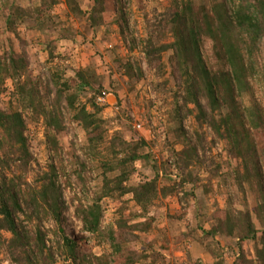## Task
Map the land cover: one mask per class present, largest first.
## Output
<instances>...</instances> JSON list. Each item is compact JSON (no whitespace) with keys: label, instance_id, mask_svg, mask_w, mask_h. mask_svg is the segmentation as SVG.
<instances>
[{"label":"trees","instance_id":"1","mask_svg":"<svg viewBox=\"0 0 264 264\" xmlns=\"http://www.w3.org/2000/svg\"><path fill=\"white\" fill-rule=\"evenodd\" d=\"M59 1L0 0V43L1 38L9 42L8 49L0 50V93L8 98L7 108H0V257L8 264H55L54 250L45 245V237L52 232L41 229L53 220L57 228L53 233L60 235L56 252L71 264L159 263L161 249L167 250L169 239L159 233V247L145 239L155 228L151 211L171 197L189 204L199 187V172L207 154L216 144L224 143L235 166L222 162L232 170L227 175L233 180L223 177L219 185L236 188L244 203L235 206L230 198L224 208L216 207L208 215L198 213L197 217L210 223L203 238L197 237L194 228L180 238L171 232V238L192 244L193 249L187 252L190 259L201 252L212 257L211 264H227L220 245L216 243L215 250L204 245L207 237H221L233 240L236 248L231 264H264V105L258 95H264V0H169V7L158 17L143 14L145 36L141 39L127 33L129 21L121 0H89L87 11H83V0H64L67 16L85 21L94 34L102 31L104 42L117 26L121 38L130 43V53L140 51L142 60L134 61L131 56L122 59L112 48L107 50L115 68L110 75L98 74L96 65L72 69L73 74L67 75L63 62H55L60 59L55 55L57 43L82 35L52 14ZM136 1L143 11L145 1L160 0ZM25 28L46 35L42 52L47 55L48 78L42 72L33 76L30 70L28 53L21 47L26 43L22 36ZM142 61L153 71L154 92H173L177 125L166 141L172 166L169 161H156L149 154L150 144L136 131L130 130L128 139L125 132L108 138V121L102 117L108 106L99 100L111 94L119 103L117 94L122 88L136 93V85L144 79ZM171 84L174 89L168 88ZM67 115L84 133L80 148L85 160L78 164L74 152L68 154L79 165L75 169L78 179L84 184L82 175L91 167L98 174L94 196L84 203L77 199L74 217L84 232L96 238L97 247H107L108 252L99 256L81 253V245L63 235L62 213L68 206L59 184L61 174L66 178L62 167L32 168L29 125L42 124L49 151L58 154ZM188 118L195 125L191 135L182 126ZM177 144L182 147L179 151ZM137 162L152 175L138 172ZM220 170L218 162L209 176L219 177ZM30 173L34 175L32 183L27 181ZM204 191L209 192L206 186ZM127 196L134 203L133 211L127 207L129 200L121 202ZM104 200L121 203L118 217L106 228L102 227ZM183 216L167 214L166 218L171 227H179ZM137 242L141 252L133 245ZM82 244L84 251L92 248ZM246 245L252 246V252L245 250Z\"/></svg>","mask_w":264,"mask_h":264},{"label":"rangeland","instance_id":"2","mask_svg":"<svg viewBox=\"0 0 264 264\" xmlns=\"http://www.w3.org/2000/svg\"><path fill=\"white\" fill-rule=\"evenodd\" d=\"M89 0H83V11L88 10ZM121 3L126 12L127 19L129 21V31L127 32L134 34L138 38H143L145 36L144 32V21L143 14L149 13L150 16H159L163 11L169 7V0L160 1H145V9L143 11L139 10V4L136 0H121ZM21 5H27V3L19 2ZM66 7L64 0H60L59 3L54 6L52 14L56 15L61 22L66 21V24L75 27V30L81 32L82 35H75L74 41L61 40L57 44V49L55 55L59 56L63 61L56 60L68 69L67 75H72V69L84 68L88 65H96V72L98 74L110 75L114 74V67L111 65L110 61L111 55L107 50L114 49L115 52L122 58L126 59L127 56L133 57L134 61L142 60V55L138 49H135L130 53L127 43L121 37L119 28L113 26L111 28V33L109 35L108 41H103L102 31L93 33L88 30L85 21H76L73 17L67 16ZM73 34L75 32L73 31ZM22 36L24 37L26 43H23L21 47L25 49L28 53L30 59V70L33 76L38 74L43 75L44 78H48L49 74L47 66L45 64L47 60L46 53L42 52V44L45 41L46 35L44 32L36 31L34 29L29 30L26 28L22 31ZM70 36V33L68 34ZM128 38V35H127ZM170 38L167 39V41ZM2 43H0V50H6L9 48V42L6 38H1ZM129 42V39H128ZM2 44V45H1ZM128 44V45H127ZM20 46V45H19ZM209 49V47H208ZM261 50L264 54V41L261 45ZM207 54L210 55V51L207 50ZM65 58V59H64ZM211 59V63H213ZM141 68L144 72V79L136 85V93H128L125 88L118 91L119 103L115 96L107 95L105 99H100L99 102L107 104L102 112V117L108 121V138H110L115 132H125V137L128 139L129 131H136L139 136H141L149 145V154L154 155V159L158 162L169 161L172 166V159L170 149L167 147L168 133L176 127V121L173 117V92L169 90L163 91L161 93H155L152 85L154 81L153 71H149L146 64L142 61ZM169 69L168 72H170ZM115 76V75H114ZM113 76V77H114ZM108 80V78H106ZM126 79H124L125 81ZM107 89H110L105 84ZM168 88H173L174 85L171 84ZM176 88V85H175ZM7 94L0 93V108L6 109L8 106ZM261 102L264 105V95L258 93ZM191 108V107H190ZM136 123L142 125L141 130L137 131L133 126ZM65 125L67 126L66 133L60 135L59 139L61 141V150L58 154H53L49 151L47 147V142L45 138V128L41 124L36 126L29 125V133H31L29 138V152L34 159L32 168L37 171L46 170L47 166L54 164L61 166L66 178L61 174L59 177V184L63 189L64 199L68 209L62 213V224L61 228L63 230V235L67 238L78 242L81 245L79 248L81 253L93 254L99 256L103 253H107L108 249L106 246L97 247L96 238H91L90 235L84 232L81 228V223L74 217L75 204L81 199L84 202H88L94 196V191L99 186L98 174L91 167L90 170H86L85 174L82 175L85 182L84 184L78 179L75 169H78L79 165L84 160L85 157L81 151V143L83 142L84 133L76 127L69 118L66 116ZM184 130L191 135L195 129V125L192 118H188L182 122ZM128 131L126 133L127 128ZM210 139V136H208ZM182 147L177 144L175 146L176 150H180ZM224 143L216 144L210 153L207 154V159L202 169L199 172V182L198 189L194 190V198L190 199V203L185 202L179 203L177 197H171L165 201H160L161 206L155 207L150 215L155 217L154 226L155 228L151 231L149 235L145 237L147 241H154L156 246H160L162 242L158 239L159 233H163L169 239L167 250H162V260L157 264H192L197 262V264H211L212 257L206 253H193L190 259L187 252H191L193 249L192 244H185V239L175 241L171 238V232L175 238H180L181 234H186L190 232V229H196L197 237L203 238L204 231H208L210 228V223L204 222L201 218L197 217L198 213L211 214L216 207L224 208L229 203L230 198L233 199L235 206L243 204V196L237 192L236 188H232L224 185H219V181L226 177V181H232V175H227L230 172V167H227L222 162L228 161L230 165L235 166V160L232 155H228L225 152ZM74 152V154L79 158L78 164L76 165L69 153ZM221 164V170L219 172V177L211 178L209 172L215 169L216 163ZM138 172H142L147 177H150L152 173L149 169H144L140 162L136 163ZM144 169V170H143ZM232 171V170H231ZM172 174V173H171ZM231 174V173H230ZM8 176H12V173H8ZM141 178V176H139ZM34 180L33 173H30L27 177V181L32 183ZM69 182V185H68ZM222 184V183H221ZM208 189L206 194L204 187ZM191 186H187L190 189ZM181 192V193H180ZM179 196H182L183 191L180 190ZM129 200V202H127ZM127 202V207L129 210H135L134 203L130 201V196H127L121 200V202ZM121 203L114 202L112 200H104L103 208L104 215L102 219V227L106 228L107 225L111 224L114 218H117L118 208ZM184 215L181 225L179 227H171L166 215ZM186 214V215H185ZM183 216V217H184ZM19 219L23 221V225L26 222L23 220V216L19 215ZM27 227H30L29 225ZM41 229L50 230L52 233L45 237V245L47 248H52L54 250V260L55 264H71L69 261L64 259V256L56 252V246L59 242L60 235H54V231L57 230L53 220L42 224ZM132 240V236L129 237ZM180 241V242H179ZM204 245H210V247L215 250L217 245H220V250L225 253V258L227 264H231L234 260V252L236 248L234 246L233 240L224 239L221 237H216L215 239L206 238L204 239ZM82 242L85 243L87 247L92 246L89 251H84ZM133 242V241H132ZM133 244V243H132ZM138 252L142 251V246L139 242L133 244ZM245 250L247 252H252V246L246 245ZM251 255V253H250ZM3 256L0 257L2 259ZM1 264H8V261L3 258Z\"/></svg>","mask_w":264,"mask_h":264},{"label":"built area","instance_id":"3","mask_svg":"<svg viewBox=\"0 0 264 264\" xmlns=\"http://www.w3.org/2000/svg\"><path fill=\"white\" fill-rule=\"evenodd\" d=\"M133 127H134L137 131H139V130H141L142 125H141L140 123H136V124H134Z\"/></svg>","mask_w":264,"mask_h":264}]
</instances>
